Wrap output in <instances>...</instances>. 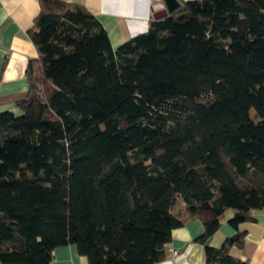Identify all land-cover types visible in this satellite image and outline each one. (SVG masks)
<instances>
[{
    "label": "trees",
    "instance_id": "obj_1",
    "mask_svg": "<svg viewBox=\"0 0 264 264\" xmlns=\"http://www.w3.org/2000/svg\"><path fill=\"white\" fill-rule=\"evenodd\" d=\"M27 33V95L0 111V264L70 244L157 264L178 199L205 264H247L244 232L208 239L264 211V0H185L117 48L84 6L39 0Z\"/></svg>",
    "mask_w": 264,
    "mask_h": 264
},
{
    "label": "crops",
    "instance_id": "obj_2",
    "mask_svg": "<svg viewBox=\"0 0 264 264\" xmlns=\"http://www.w3.org/2000/svg\"><path fill=\"white\" fill-rule=\"evenodd\" d=\"M64 1L80 4L89 10L105 29L112 48L145 32L150 20L168 15L163 0ZM38 11L39 0H0V111L18 113L15 103L27 95V63L37 56L27 31ZM173 211L185 223L172 230L171 240L166 245V257L157 264H205L204 247L195 241L203 232L201 221L197 217H186L184 205H177ZM232 213L225 214V220L209 237L208 244L219 247L226 237L236 231L244 232L245 246L234 254L247 264H264V211H256L254 221L242 222L237 228L226 221ZM50 264H88V261L78 253L75 245L70 244L56 247Z\"/></svg>",
    "mask_w": 264,
    "mask_h": 264
},
{
    "label": "water",
    "instance_id": "obj_3",
    "mask_svg": "<svg viewBox=\"0 0 264 264\" xmlns=\"http://www.w3.org/2000/svg\"><path fill=\"white\" fill-rule=\"evenodd\" d=\"M163 2L165 3V8H166V15L167 14H171L172 12H174L176 9L179 8L180 3L177 0H163ZM165 15V16H166ZM89 153L88 151L81 153L80 155H78L77 157H75L76 159H81L85 156H87Z\"/></svg>",
    "mask_w": 264,
    "mask_h": 264
},
{
    "label": "rangeland",
    "instance_id": "obj_4",
    "mask_svg": "<svg viewBox=\"0 0 264 264\" xmlns=\"http://www.w3.org/2000/svg\"><path fill=\"white\" fill-rule=\"evenodd\" d=\"M249 114H250L251 117H253L254 111L251 109L250 112H249ZM177 205L178 206L183 205V202L180 199H178ZM177 205H176V208H177ZM231 213H232V210H228L227 213H226V215H230Z\"/></svg>",
    "mask_w": 264,
    "mask_h": 264
},
{
    "label": "built area",
    "instance_id": "obj_5",
    "mask_svg": "<svg viewBox=\"0 0 264 264\" xmlns=\"http://www.w3.org/2000/svg\"><path fill=\"white\" fill-rule=\"evenodd\" d=\"M155 1H159V0H155ZM173 254H175V251H173Z\"/></svg>",
    "mask_w": 264,
    "mask_h": 264
}]
</instances>
